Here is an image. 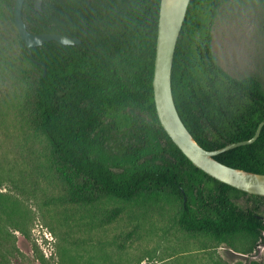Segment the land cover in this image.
Wrapping results in <instances>:
<instances>
[{"label": "trees", "instance_id": "1", "mask_svg": "<svg viewBox=\"0 0 264 264\" xmlns=\"http://www.w3.org/2000/svg\"><path fill=\"white\" fill-rule=\"evenodd\" d=\"M227 1H190L172 70L178 111L197 142L210 150L251 138L264 119L260 78L231 76L212 50L211 25ZM160 3L43 0L38 11L35 0H25L23 17L31 32L81 39L45 41L29 50L14 19L16 0H0V51L6 48L7 25L16 27V41L32 65L26 75L38 127L56 158L82 177L63 200L92 204L101 194L131 201L143 191L170 192L181 200L179 224L188 232L212 233L220 243L241 230L264 237V217L232 199V191L247 192L195 166L160 122L153 90ZM37 61L46 65L45 74ZM216 158L264 173V126L255 142ZM120 211L112 209L106 221ZM0 264L12 263L0 258Z\"/></svg>", "mask_w": 264, "mask_h": 264}, {"label": "rangeland", "instance_id": "2", "mask_svg": "<svg viewBox=\"0 0 264 264\" xmlns=\"http://www.w3.org/2000/svg\"><path fill=\"white\" fill-rule=\"evenodd\" d=\"M7 27L0 51V258L12 264H264V237L248 230L220 243L212 233L183 229L181 200L170 192L143 191L131 201L106 194L92 204L64 201L82 177L56 158L40 131L26 75L32 65L16 41L17 28ZM211 43L228 74L255 75L264 86L263 0L223 3ZM231 195L241 209L264 216V196ZM114 208L120 214L108 223Z\"/></svg>", "mask_w": 264, "mask_h": 264}, {"label": "water", "instance_id": "3", "mask_svg": "<svg viewBox=\"0 0 264 264\" xmlns=\"http://www.w3.org/2000/svg\"><path fill=\"white\" fill-rule=\"evenodd\" d=\"M191 0H161L158 24L157 51L153 77L154 100L160 122L175 144L198 168L234 188L264 196V173L253 172L227 165L216 156L238 146L257 140L264 126L259 123L255 134L246 140L232 142L217 149H206L194 138L183 121L173 94L172 70L175 51ZM25 0H16L14 19L21 38L29 50L45 41L56 40L63 44H79L81 39L55 32H31L23 17ZM43 0H35V9L42 10ZM43 64L41 61H37ZM44 74L46 73V65ZM186 199V197H185Z\"/></svg>", "mask_w": 264, "mask_h": 264}, {"label": "flooded vegetation", "instance_id": "4", "mask_svg": "<svg viewBox=\"0 0 264 264\" xmlns=\"http://www.w3.org/2000/svg\"><path fill=\"white\" fill-rule=\"evenodd\" d=\"M264 217V216H263Z\"/></svg>", "mask_w": 264, "mask_h": 264}]
</instances>
